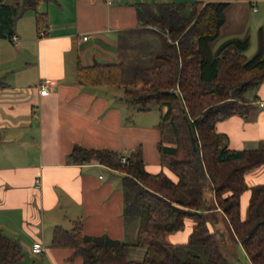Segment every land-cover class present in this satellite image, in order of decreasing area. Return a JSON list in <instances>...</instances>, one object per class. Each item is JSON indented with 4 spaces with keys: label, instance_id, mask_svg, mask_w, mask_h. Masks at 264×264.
I'll use <instances>...</instances> for the list:
<instances>
[{
    "label": "trees",
    "instance_id": "obj_1",
    "mask_svg": "<svg viewBox=\"0 0 264 264\" xmlns=\"http://www.w3.org/2000/svg\"><path fill=\"white\" fill-rule=\"evenodd\" d=\"M47 1L0 0V28H11L27 9L34 11L37 30L47 25L46 12L38 9ZM226 4L138 3L139 25L118 31L115 61L77 60L79 84L122 87L124 100L130 106L134 102L137 111L156 103V127L161 133L169 124L174 143L159 139L157 172L146 169L139 145L128 153L74 145L69 152L72 163L99 162L122 173V217L125 223L137 222L136 236L128 241L86 234L75 219L71 228L53 226L50 245L70 248V256L80 255L82 264H232L206 220L209 211L200 210L202 190L208 186L213 207L225 216L250 263L264 264V183L248 185L244 177L264 166V145L229 148L227 135L215 128L218 120L230 115L248 117L251 103L245 92L264 81V38L259 27L255 52L249 57L248 36L228 38L212 49L225 21ZM5 84L0 76V87ZM247 189V215L242 217L240 197ZM187 217L194 219L189 239L166 241ZM133 247L143 248L141 258L130 256ZM22 256L20 243L0 230V264H13Z\"/></svg>",
    "mask_w": 264,
    "mask_h": 264
},
{
    "label": "crops",
    "instance_id": "obj_2",
    "mask_svg": "<svg viewBox=\"0 0 264 264\" xmlns=\"http://www.w3.org/2000/svg\"><path fill=\"white\" fill-rule=\"evenodd\" d=\"M166 1L195 0H49L38 7L46 12L47 25L37 30L34 11L24 10L8 31L0 28V76L6 83L0 87V230L16 239L28 258L38 253L42 264H82L70 248L50 245L53 226L72 227L75 219L86 234L135 239L137 222L122 217V173L99 162L72 163L69 152L76 144L118 151L139 145L146 169L157 172L159 129L133 123L122 87L79 84L76 62L113 61L110 54L117 59V33L139 25L138 3ZM201 1L227 3L219 31L225 30L226 39L248 36L249 46L256 47L259 27L264 38V0ZM43 82L51 87L46 93L39 92ZM246 98L247 118L233 114L215 123L229 148L264 145V81ZM248 176V185L264 183V166ZM244 196L249 198L248 189L241 194L240 212ZM170 234L171 242H184L176 240L180 230ZM36 241L41 252L31 250ZM130 254L139 259L143 248Z\"/></svg>",
    "mask_w": 264,
    "mask_h": 264
},
{
    "label": "rangeland",
    "instance_id": "obj_3",
    "mask_svg": "<svg viewBox=\"0 0 264 264\" xmlns=\"http://www.w3.org/2000/svg\"><path fill=\"white\" fill-rule=\"evenodd\" d=\"M27 10L30 13H33L32 9H27ZM25 17L26 16H24L23 19H25ZM147 37H149L148 34H147ZM256 38H257V36H256ZM224 40H226L225 30H222L219 33V35L217 36V38L211 43L212 49H215ZM110 46L111 45H108L107 48L110 49ZM111 48L113 49L114 46H112ZM254 52H255V46H254V44H252L245 51V54L247 57H249ZM110 55H111V60L115 61L116 57L113 54H110ZM101 60L109 61L108 59H101ZM254 87L248 89L245 92V96H249L250 92L254 89ZM130 105L128 104V106H130ZM149 106H150L149 110L140 112V111L136 110V104L133 102V104H132V108H133L132 120H133V123L135 125L146 124L149 127H156V124L159 121L160 110L158 109L156 103H154V102H150ZM140 116L142 119H145V122L139 118ZM159 133H160V130H159ZM159 139H162V142H164L165 144H168V145L174 143V137L172 134L171 126L169 124H165L163 126L162 131L159 135ZM129 150L130 149H121L119 151L122 153H128ZM248 173H249V171L246 172V179H247V182H251L252 179L250 176H248ZM213 200H214V198H213L212 191L210 190V188L208 186H204L203 190H202V206L200 207V210L201 211H207V210L209 211L206 214V220L209 223V226L215 232L216 240H217V243L219 245V249H220L221 253L232 264H251L246 253L244 252L241 244L233 236L232 231L229 227V224H228L225 216L223 215L221 210L213 207ZM247 202H248V196H244L242 198V208H241V213L244 217H246V215H247ZM193 222H194V219L192 217L186 218L184 226L180 229V232L183 235L177 237L176 240L187 241L189 239V234L192 231ZM64 224H65L64 225L65 228L71 227L70 222H64ZM169 235H171V234L167 235L166 241L171 242L172 239L174 240L175 238L173 236H169ZM131 238H128L127 240L128 241L134 240V237L132 239ZM133 249H135V247L131 248V250H130L131 253H132ZM23 252H24V256L22 258H20L19 260H17L13 264H29L31 262H34L36 264H42L43 257L41 254L31 253L32 257L28 258V256L26 255L25 249ZM130 256H133V255L130 254Z\"/></svg>",
    "mask_w": 264,
    "mask_h": 264
},
{
    "label": "built area",
    "instance_id": "obj_4",
    "mask_svg": "<svg viewBox=\"0 0 264 264\" xmlns=\"http://www.w3.org/2000/svg\"><path fill=\"white\" fill-rule=\"evenodd\" d=\"M112 0H105L106 3H110ZM255 9V8H254ZM38 34L39 35H44V30H39L38 31ZM86 36H83V38H85ZM51 87H50V84L49 83H40L39 85V92L40 93H46L48 90H50ZM260 104H262V102H260ZM121 160L122 161H125V157L122 156L121 157ZM43 249V246L42 244L39 242V241H36V242H33L32 245H31V250L33 252H41Z\"/></svg>",
    "mask_w": 264,
    "mask_h": 264
}]
</instances>
